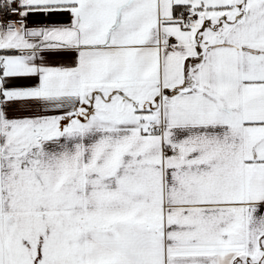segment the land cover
<instances>
[{"label":"snow or ice","instance_id":"snow-or-ice-1","mask_svg":"<svg viewBox=\"0 0 264 264\" xmlns=\"http://www.w3.org/2000/svg\"><path fill=\"white\" fill-rule=\"evenodd\" d=\"M0 264H264V0H0Z\"/></svg>","mask_w":264,"mask_h":264}]
</instances>
